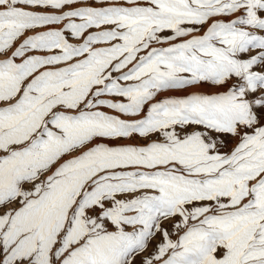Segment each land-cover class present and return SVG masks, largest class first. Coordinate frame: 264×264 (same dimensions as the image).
<instances>
[{
    "label": "snow or ice",
    "instance_id": "1",
    "mask_svg": "<svg viewBox=\"0 0 264 264\" xmlns=\"http://www.w3.org/2000/svg\"><path fill=\"white\" fill-rule=\"evenodd\" d=\"M0 264H264V0H0Z\"/></svg>",
    "mask_w": 264,
    "mask_h": 264
}]
</instances>
